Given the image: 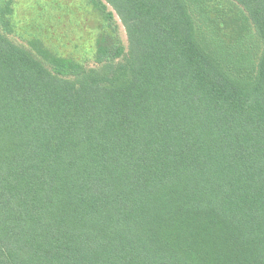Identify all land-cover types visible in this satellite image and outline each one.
Wrapping results in <instances>:
<instances>
[{
    "label": "trees",
    "instance_id": "1",
    "mask_svg": "<svg viewBox=\"0 0 264 264\" xmlns=\"http://www.w3.org/2000/svg\"><path fill=\"white\" fill-rule=\"evenodd\" d=\"M84 1L93 67L0 2V264H264V0Z\"/></svg>",
    "mask_w": 264,
    "mask_h": 264
},
{
    "label": "rangeland",
    "instance_id": "2",
    "mask_svg": "<svg viewBox=\"0 0 264 264\" xmlns=\"http://www.w3.org/2000/svg\"><path fill=\"white\" fill-rule=\"evenodd\" d=\"M116 20L122 42L127 46L125 29L117 16ZM101 23L84 0H15L14 32L10 36L27 47L30 40L39 38L59 56L93 67L97 28Z\"/></svg>",
    "mask_w": 264,
    "mask_h": 264
}]
</instances>
